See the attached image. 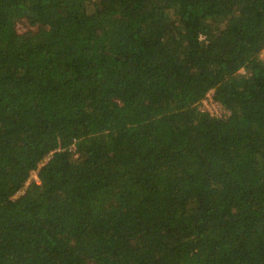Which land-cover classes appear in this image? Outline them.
<instances>
[{"label":"trees","instance_id":"16d2710c","mask_svg":"<svg viewBox=\"0 0 264 264\" xmlns=\"http://www.w3.org/2000/svg\"><path fill=\"white\" fill-rule=\"evenodd\" d=\"M263 54L264 0H0V264H264Z\"/></svg>","mask_w":264,"mask_h":264},{"label":"rangeland","instance_id":"374dc122","mask_svg":"<svg viewBox=\"0 0 264 264\" xmlns=\"http://www.w3.org/2000/svg\"><path fill=\"white\" fill-rule=\"evenodd\" d=\"M210 95H211V93H210ZM209 103H208L207 109L209 110L210 113L217 115V116H221L224 114V110L222 109V107L219 104H213V103L209 104ZM32 176H33V174H32Z\"/></svg>","mask_w":264,"mask_h":264},{"label":"built area","instance_id":"2783aa9c","mask_svg":"<svg viewBox=\"0 0 264 264\" xmlns=\"http://www.w3.org/2000/svg\"><path fill=\"white\" fill-rule=\"evenodd\" d=\"M210 103H213V104H218V103H216L213 99H212V97H211V95H210V92L206 95V98L205 99H203L202 101H201V104H200V106H199V108L200 109H202V110H206V111H208L209 112V110L207 109L208 108V103L209 102ZM209 103V104H210ZM212 114V113H211ZM212 115H214V114H212Z\"/></svg>","mask_w":264,"mask_h":264}]
</instances>
